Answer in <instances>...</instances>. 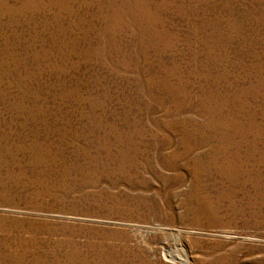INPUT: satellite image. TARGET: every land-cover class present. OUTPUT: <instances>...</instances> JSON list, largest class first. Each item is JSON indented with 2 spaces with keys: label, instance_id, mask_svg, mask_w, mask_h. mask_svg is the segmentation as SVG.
<instances>
[{
  "label": "rangeland",
  "instance_id": "rangeland-1",
  "mask_svg": "<svg viewBox=\"0 0 264 264\" xmlns=\"http://www.w3.org/2000/svg\"><path fill=\"white\" fill-rule=\"evenodd\" d=\"M0 264H264V0H0Z\"/></svg>",
  "mask_w": 264,
  "mask_h": 264
}]
</instances>
